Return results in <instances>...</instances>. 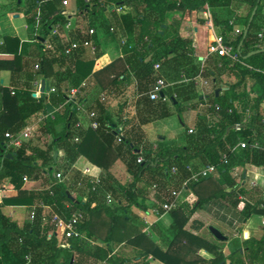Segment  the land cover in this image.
<instances>
[{"label":"trees","instance_id":"trees-1","mask_svg":"<svg viewBox=\"0 0 264 264\" xmlns=\"http://www.w3.org/2000/svg\"><path fill=\"white\" fill-rule=\"evenodd\" d=\"M62 1L24 0L23 6L15 1L14 13L24 15L25 23L34 29L36 36L28 42L6 36L2 37L0 43V55L10 56L0 58V74L9 72L8 85L0 89V187L5 184L4 190L18 191L23 186L24 176L41 185L38 192L30 191L27 198L3 200L6 204L35 205V210L34 219L21 228L0 212L3 226L0 233V264H56L59 259L61 264H124L123 260L112 254L113 244L121 241L115 238V232L126 229L139 234L143 231L142 225L130 227L133 225L131 222L138 223L140 219L135 215H132L133 221L126 218L129 207L138 205L145 209L149 194L154 192L157 215H161L165 212L163 206L170 204L183 190V184L191 173L207 164L217 166L214 174L222 176L232 191L225 193L218 185L216 193L225 199L235 197L234 205L242 203L238 199V196H242L247 214L264 217V201L252 197V194L260 196V190L247 191L229 178V172L234 167L243 169L250 164L264 169V0H241L245 11L236 15L233 22L219 21L212 12L214 8L228 5L230 0H73L72 16L62 14ZM112 5L120 7L121 11L107 17ZM205 6L209 9L215 36L221 37L225 45L232 47L238 60L211 54L202 69V77L212 87H216L222 76L233 79V83L220 95H215V91L208 95L209 101L220 107L217 116L208 120L198 119L194 133L188 134L185 130L180 144L157 143L154 146L146 141L141 125L170 117V107L179 113L182 103L196 98V95H190L194 84L188 83L169 102L149 99L148 92L156 77H160L154 74L155 63L160 65L169 80H175L189 68L198 70L191 58L194 47L190 37H176L164 42L163 34L170 29L177 31L184 17L201 12ZM254 9L255 14L249 23ZM174 13L179 18L173 17L170 25H166L167 17ZM36 16H39L37 27ZM99 16L105 18V23L101 25L107 31L109 28L117 31L124 25L128 31L125 52L138 48L152 52L147 61H144L143 53H137L136 57L140 95L137 104L140 112L148 116H140L139 123L125 133L119 131L104 115V106L98 100L89 109L96 114L98 126L84 130L77 126L76 106L67 102L69 90L79 87L85 78L95 73L94 64L100 52L97 50L94 60L87 59L86 49L81 44L92 40L96 45L95 34L89 35L88 31L95 29ZM69 20L73 28L67 32V40L50 36L49 31L55 23L63 28ZM236 26L240 29L236 30ZM246 28L248 31L244 37ZM71 43L78 46L65 55ZM35 65H38L37 70ZM125 73L126 70L120 73L124 79ZM119 77L113 78L110 84L122 82ZM38 80L49 82V87L54 91L48 95L39 94L34 86ZM167 94L172 96L170 92ZM47 105L54 108L62 105V109L53 121L36 123L46 113ZM33 117V123H36L34 131L51 135V142L44 148L32 140L23 143L20 148H6L8 140L4 137L5 133L20 132ZM58 121H62L63 129L56 133L54 126ZM240 142L246 143L247 147L240 148ZM254 142L259 144V149L249 147ZM58 149L64 153L60 165L53 157ZM7 154L11 156L7 157ZM80 156L104 172L95 191H91L88 178H81L72 170V164ZM222 156L226 157V164L219 163ZM138 158H141V162L137 161ZM115 161L124 165L129 182L121 184L108 173ZM172 168H176L175 174H171ZM59 171L69 173L68 182H56L55 174ZM211 176L189 182L186 186L193 189L210 180ZM78 181L81 187L76 188ZM107 195L117 202V207L111 208L105 204ZM212 196L215 197V194ZM83 197H86L85 202L82 201ZM209 198L199 199L197 205L194 203L190 215ZM43 207H49V210L44 213ZM117 211H122L121 215ZM76 212L81 214L76 232L83 238L63 235L59 239L54 216L68 221ZM169 212L177 217L181 207L177 205ZM188 217L178 223L173 221L172 229L176 235L172 245L184 241L189 246H196L195 250L204 249L212 255L208 261L198 258L191 264H264V233L259 240L247 238L242 242L231 241L226 256L222 253L224 243L208 242L185 229ZM97 241H101L102 245L92 244ZM141 248V259H146L150 253L155 254L147 238H144ZM165 253L173 257L168 251ZM26 257H29L28 262ZM160 259L169 263L168 259Z\"/></svg>","mask_w":264,"mask_h":264},{"label":"crops","instance_id":"crops-1","mask_svg":"<svg viewBox=\"0 0 264 264\" xmlns=\"http://www.w3.org/2000/svg\"><path fill=\"white\" fill-rule=\"evenodd\" d=\"M17 1L19 4H23L24 0H0V43L2 37H17L21 42L31 41L36 33L34 29L25 23L24 29L26 31V38L22 39L19 37L17 30L12 26L11 19L24 18L22 13H14L15 6L14 2ZM68 6L65 8L68 13L73 14V0H67ZM23 6V5H22ZM114 5L111 6L109 12L106 14L107 17L113 15L115 11L112 9ZM245 11L244 5L241 0H230L228 5L223 7H217L212 9L216 18L219 21L229 20L233 22L236 15ZM118 13V11H116ZM207 13L208 17L204 14ZM72 16V15H71ZM179 18L178 15L172 14L167 17L166 25H170L171 20ZM105 23V18L99 16L96 20L95 26V36H96V47L100 52L99 58L94 64V74L89 75L85 80H83L82 93L83 95L79 98L81 104L83 105V110H78L77 112V122L80 123L81 128L84 130L88 129V117L89 109L93 108L95 101L98 100L104 106V115L108 116L111 122L117 127L122 133L129 131L130 128L139 123V117L147 118V114L140 112V107L138 106L139 93H138V82H137V71L138 66L136 64L137 55L139 53L144 54V61H147L152 56V52L143 51V49H136L135 51L125 52V44L127 41L128 31L122 24V29L113 31L110 33L107 31L106 27L101 24ZM165 27V25H164ZM236 30L240 27L236 26ZM162 33V32H161ZM215 31L210 20V13L207 6L204 7L199 13H193L188 17H184L177 31L170 29L165 34H163V41L169 42L176 37L186 38L190 37L193 42V53L191 58L194 60V65L198 67L196 71L194 68H189L186 73H182L175 80L167 79L165 72L163 73L160 68L158 72H155V76H160L163 78L168 86L164 90V95L169 98H176L179 94L181 87L186 86L188 83L194 84L191 88L190 95H196V98L192 101H187L181 104V111L176 112L174 107H170L172 115L166 119L153 120L144 125H141V130L145 135L147 142L156 146L157 143L160 144H180V137L182 133L188 129H193L195 124L201 119L197 112L195 111V105L193 104L199 100L203 95L208 98V95L215 91V95L222 94L227 90L228 85L233 83V79L222 76L218 79L216 87H212L210 82L202 77V69L205 63L209 60L211 53H209V44L212 42L213 37H215ZM134 48V49H135ZM129 50L132 47H128ZM127 49V50H128ZM146 52V53H145ZM97 53V52H96ZM138 53V54H137ZM0 58H10L9 55H0ZM86 58L94 60L95 55H91L86 50ZM169 58H172L170 56ZM142 61V58H139ZM126 70V79L120 73ZM120 76L119 78L123 80L122 82H117L115 85H111L110 81L113 78ZM201 80L207 82L206 86H201ZM40 84L45 83V87L49 88V82L38 80ZM9 82V72L3 71L0 74V89L6 87ZM188 91V89H187ZM167 92H170L172 96H169ZM45 95L47 91L45 89ZM185 96L187 93H183ZM180 97V95H179ZM188 104H192L191 108H187ZM264 110V102L262 104ZM56 111V108L51 105L46 106V112L52 113ZM59 113V111L57 112ZM56 113V114H57ZM204 119V118H202ZM34 117L30 119L27 126L34 125ZM63 129L62 121L56 122L54 126V131L56 133L61 132ZM36 140L32 142L39 144L40 147L44 148L46 144H49L52 140L51 135H44L42 133H37ZM50 138V141H49ZM45 140L44 142H41ZM57 160L58 165L63 161V151L57 150ZM53 153V154H54ZM7 154V157H10ZM1 163V159H0ZM88 170V173L92 176L104 175V172L97 166L90 163L85 157L80 156L74 164H72V170L75 171L77 175L81 178H88L84 175L83 171ZM108 173L119 183L125 184L130 181V177L126 172L124 165L120 161H115L114 164L108 170ZM241 176V177H240ZM27 178V177H26ZM229 178L234 179L239 187L244 188L247 191L252 192L253 189L258 188L260 190V196L252 194L253 199L260 198L264 201V169L261 167H255L250 164H246L243 169L239 167H234L229 172ZM89 179V178H88ZM224 178L218 174L211 176V179L200 186L195 188H189L185 186L181 191L178 199V205L181 207V212L177 217H173L170 212L165 211L161 215H157V207L154 199V192L149 194V198L145 202V209L140 208L138 205L129 207L126 212V218L133 221L132 215L137 216L140 222H131V226H143V231L139 234H134L131 230H119L115 232V238L120 239L119 243H114L112 248V254L117 256L120 260L124 261V264H191L192 261H196L198 258L208 261L212 258V255L204 249H196L194 245H187L184 241L181 244L172 245L173 240L176 235V231L172 229L173 221L178 223L185 217L190 215V209L199 199H205L210 197L205 201L198 210H196L192 215H190L185 226V229L194 234L198 235L200 238L214 243L222 242L224 247L222 253L228 255V246L231 241L242 242L244 239L253 238L259 240L263 236L264 228V217L257 214H247L244 206V199L242 196H238V199L242 200L240 204L234 205L236 200L235 197L223 198L216 193L219 189L218 185L223 188L225 193L232 192L230 187H228ZM79 182V181H78ZM5 184L0 187V212L5 218L9 219L11 222L15 223L19 228L31 222L30 214L35 209V205H18V204H6L3 203L4 199H23L27 198L30 191L38 192L41 189L40 182L30 181L27 178L26 182H23V186L20 190H4ZM76 188L77 184H76ZM215 194V197L212 196ZM74 196L73 193H71ZM86 197L82 198L85 202ZM139 202H141L139 200ZM113 206L115 208L118 206L117 202L112 199ZM107 206L110 204L105 203ZM49 207H43L44 213L47 212ZM121 215L122 211H117ZM124 227V226H122ZM210 228L216 229L225 239L223 241L217 240ZM131 229V228H130ZM3 231V226L0 221V233ZM56 235L61 238V230L57 228ZM144 238H147L152 244V250L155 249V254L150 253L146 259L139 258V253L141 244ZM98 246L102 245L101 241L95 243ZM241 250V249H240ZM171 254L173 257L170 258L165 252ZM160 257L168 259L163 261ZM175 258V259H174ZM56 264H61L59 259ZM229 264V263H226Z\"/></svg>","mask_w":264,"mask_h":264},{"label":"built area","instance_id":"built-area-1","mask_svg":"<svg viewBox=\"0 0 264 264\" xmlns=\"http://www.w3.org/2000/svg\"><path fill=\"white\" fill-rule=\"evenodd\" d=\"M62 5L64 7V10L62 11V14L64 16H70L73 15L72 13H68L66 11V7L68 6V1L67 0H63L62 1ZM114 11H121L120 7H116L114 6V8H112ZM205 16L208 17V14L205 13ZM39 22V16L35 17V27H37ZM73 28V23L71 20H69L64 26L63 28L60 26L59 23H55L51 29H50V36H56L61 40H67V32L69 30H71ZM61 29L63 30L61 32ZM114 31L113 28H109V32L112 33ZM262 30L259 32L258 37L260 38L262 35ZM36 33V32H35ZM89 35H94L95 34V29L91 28L88 31ZM82 47H84L91 55H95L97 52V47L96 45L92 42V40H87L84 41L82 44ZM78 45L75 43H71L70 46L65 50V55H68L73 48L77 47ZM209 53L211 54H218L219 56L222 57H229L231 60L233 61H237L238 60V56L236 53H234L232 47L227 46L223 43L222 38L221 37H213L212 42L209 44ZM35 70L38 69V65H35ZM160 69V65L158 63H155L153 66V70L155 72H158ZM157 79L155 80V83L152 87V89L148 92V96L149 99L152 101H157L159 99H161L164 102H169L170 98L166 95H164V90L165 88L168 86V84L165 82V80L163 78L160 77H156ZM207 82L205 80H201V86H206ZM34 86L37 88V92L39 94H45V90L43 92L40 91L41 89V84L39 81L34 82ZM47 94H49L50 92H53V88H47ZM162 94V96H161ZM83 95L82 93V86L80 85L79 87H74L71 88L69 90V94H68V100L67 102H71L73 103L77 110H83V105L81 104L79 98ZM195 105V111L197 112V114L204 118V120H208L211 117H215L218 115L219 112V105L216 103H212L209 101V99L203 95L199 100H197L196 102L193 103ZM192 104H188L187 108H191ZM62 109V105L59 106L58 108H56V111L49 113L46 112L45 114H42L36 123H41V122H45L47 120H51L53 121L55 119L56 113ZM87 117H88V128L91 129H96L98 126V123L95 120L96 114L94 112H89L87 113ZM31 125V126H25V128L23 130H21L20 132L16 133V134H12L10 132H6L4 137L8 140L6 148H20L23 143L27 142L29 140V138L31 137L32 133H33V129L35 127V124ZM77 126H80V123L77 122ZM188 134H193L194 130L193 129H188L187 131ZM75 141H77V139H75ZM238 146L240 148H246L247 145L244 142H240L238 144ZM250 148L252 149H259L260 146L257 142L252 143L250 146ZM138 162H141V158L137 159ZM227 160L225 156H222L219 163H223L226 164ZM188 170H191L190 167H188ZM217 170V166L213 165V164H207L201 168H199L196 172H192L191 176L185 181V183L183 184V187L186 186L187 183L189 182H198L199 179L201 178H208L211 175H213ZM176 168H172L171 169V174H175L176 173ZM84 175H86L89 178V183L91 184V191H95L96 188L100 185V177L98 176H92L88 173V170H84L83 171ZM69 173L68 174H64L62 171H59L55 174V180L57 183H64V182H68L69 181ZM27 178L26 176L23 177V182H26ZM77 187H81V182L79 181L77 183ZM181 192H179L176 196V198L167 205H164L163 207L165 208V211H170L171 209H174L177 205H178V199H179V195ZM107 202L110 203L112 200V198L107 195ZM81 218V214L79 212H76L74 214H72L71 218L68 221H63L62 219H60L57 216H54V220H55V225L56 228L61 230V237L64 235L66 237H70V236H78L79 238H83L82 235H79L76 232V225L79 222V219ZM34 219V211L31 212L30 214V220L32 221ZM27 262L29 261V257H26Z\"/></svg>","mask_w":264,"mask_h":264},{"label":"rangeland","instance_id":"rangeland-1","mask_svg":"<svg viewBox=\"0 0 264 264\" xmlns=\"http://www.w3.org/2000/svg\"><path fill=\"white\" fill-rule=\"evenodd\" d=\"M10 22H11L12 26H14L15 29L17 30V33H18L19 37L22 38V39L26 38L27 34H26L25 29H24V26H25L24 18L20 17L19 19H11ZM37 138L38 137H36V134H34V132H33L31 137L29 138V140L33 141V140H36ZM44 141L45 140H43L41 142H44ZM49 141H50V138H49ZM105 203H108L107 199H106ZM108 204H110V206H113L114 203H112V201H111Z\"/></svg>","mask_w":264,"mask_h":264},{"label":"water","instance_id":"water-1","mask_svg":"<svg viewBox=\"0 0 264 264\" xmlns=\"http://www.w3.org/2000/svg\"><path fill=\"white\" fill-rule=\"evenodd\" d=\"M19 1V0H18ZM254 14H255V9L253 10V12H252V14H251V16H250V18H249V23L252 21V19H253V16H254ZM248 31V28H246L245 29V31L243 32L244 33V37H245V35L247 34L246 32ZM251 55V54H250ZM47 90V88L45 87V83L44 82H42L41 83V89H40V91L41 92H43L44 90ZM161 96H162V94H161ZM53 157H54V159L57 157V153H54L53 154ZM210 231L212 232V234L214 235V237L217 239V240H219V241H223L225 238L216 230V229H214V228H210Z\"/></svg>","mask_w":264,"mask_h":264}]
</instances>
